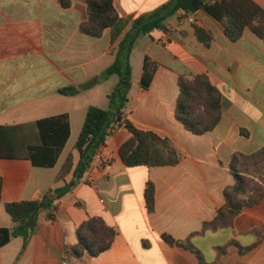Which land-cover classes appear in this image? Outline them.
<instances>
[{
  "label": "crops",
  "instance_id": "crops-1",
  "mask_svg": "<svg viewBox=\"0 0 264 264\" xmlns=\"http://www.w3.org/2000/svg\"><path fill=\"white\" fill-rule=\"evenodd\" d=\"M252 1L264 10V0ZM167 2L113 0L119 17L128 20L123 35L131 21ZM183 13L135 42L122 109L123 119L136 128L167 138L180 161L125 166L121 148L131 134L121 126L107 135L101 161L94 159L76 178L74 144L88 107L109 108L107 96L119 79L99 77L113 62L123 35L111 42L109 30L99 38L83 34L86 0H0V227L13 226L5 203L37 200L48 189L62 187L56 175L68 154L73 159L65 177L69 191L54 203L51 218L41 212L27 241L15 237L1 246L0 264H200L194 253L167 244L163 234L179 241L190 238L207 264H264V195L245 207L231 227L200 234L223 206L224 189L234 183L228 171L231 157L264 146V41L246 28L232 42L203 10L190 14L196 24ZM195 25L212 34L209 46L197 40ZM145 56L158 64L147 90L139 85ZM196 75H205L220 93L221 119L203 135L192 134L175 117L178 80ZM87 81L94 85L77 95L58 93ZM61 115L67 117L69 137L55 165L33 166L24 155L28 144L39 141L35 123ZM147 182L155 189L151 211L144 198ZM90 217L102 218L116 235L108 250L76 260L70 249L77 243V229Z\"/></svg>",
  "mask_w": 264,
  "mask_h": 264
},
{
  "label": "trees",
  "instance_id": "trees-1",
  "mask_svg": "<svg viewBox=\"0 0 264 264\" xmlns=\"http://www.w3.org/2000/svg\"><path fill=\"white\" fill-rule=\"evenodd\" d=\"M87 20L80 25V31L93 38H99L105 30H109L111 42L123 35L128 24L127 19L119 17L113 6V0H86ZM64 5L67 3L63 2ZM203 10L218 21L225 36L232 42L237 41L248 28L264 41V10L252 0H168L153 12L131 21L129 31L124 34L113 52V62L101 73L99 80H107L111 76L118 77V83L108 94L109 108L104 110L95 106L88 107L84 123L79 132L74 149L79 153V162L73 176L80 178L86 170V162L91 154L104 146L107 128L111 123L124 126L131 134V139L121 148V158L127 167H162L176 165L181 156L171 146L167 138H162L152 131L136 128L123 119L122 109L127 102V94L131 85L132 69L130 56L138 38L151 33L155 29H164L165 22L178 11L193 14ZM197 40L209 46L212 34L204 28L194 26ZM158 64L145 56L139 85L147 90L152 82ZM94 85L87 81L77 86L64 87L58 93L74 96L88 90ZM179 97L175 108L176 119L192 134L203 135L212 131L221 119L220 93L210 84L205 75L178 80ZM38 131V143L25 147L24 157L35 167H53L69 137V124L65 115L45 118L35 123ZM18 129V127H16ZM11 130V129H9ZM73 159L68 154L55 182H64L62 187L48 189L40 199L22 200L4 204L5 212L10 216L13 226L0 227V247L12 238L22 237L25 241L35 232L38 216L54 208V203L61 199L70 188L65 177L72 171ZM228 171L234 183L223 191L224 204L217 210L216 216L206 222L200 234L207 230L216 231L231 227L236 216L245 207L258 203L264 195V146L257 152L245 155L236 153L231 157ZM155 189L147 182L144 191L146 207L151 211L154 207ZM116 232L107 226L102 218L90 217L77 229V243L70 249L76 259L83 256L95 257L108 250ZM162 239L171 246L185 248L194 253L200 264H207L202 253L190 242V238L179 241L167 234ZM221 253L224 248H219ZM218 264V263H216Z\"/></svg>",
  "mask_w": 264,
  "mask_h": 264
},
{
  "label": "built area",
  "instance_id": "built-area-1",
  "mask_svg": "<svg viewBox=\"0 0 264 264\" xmlns=\"http://www.w3.org/2000/svg\"><path fill=\"white\" fill-rule=\"evenodd\" d=\"M183 16L185 17V20L188 22V23H191V24H196V20L190 15V14H186V13H183ZM122 125H118L117 123H111L109 125V127L107 128V135H110L112 133H114L119 127H121ZM100 149L99 148L96 153L94 154L93 156V160L96 159L98 160L99 162L101 161L100 160ZM92 160V161H93ZM102 164H106V162L102 163ZM66 264V263H64Z\"/></svg>",
  "mask_w": 264,
  "mask_h": 264
},
{
  "label": "water",
  "instance_id": "water-1",
  "mask_svg": "<svg viewBox=\"0 0 264 264\" xmlns=\"http://www.w3.org/2000/svg\"><path fill=\"white\" fill-rule=\"evenodd\" d=\"M93 156H94V154H91V155H90V157L88 158V160H87V162H86V166H89V165H90V163H91L92 160H93Z\"/></svg>",
  "mask_w": 264,
  "mask_h": 264
}]
</instances>
